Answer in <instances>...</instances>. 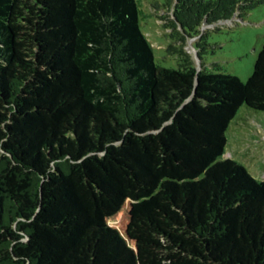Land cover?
Here are the masks:
<instances>
[{
  "label": "trees",
  "instance_id": "obj_1",
  "mask_svg": "<svg viewBox=\"0 0 264 264\" xmlns=\"http://www.w3.org/2000/svg\"><path fill=\"white\" fill-rule=\"evenodd\" d=\"M174 2L178 68L138 0H0V264H264V181L222 158L264 113V41L242 81L200 34L264 0Z\"/></svg>",
  "mask_w": 264,
  "mask_h": 264
},
{
  "label": "rangeland",
  "instance_id": "obj_2",
  "mask_svg": "<svg viewBox=\"0 0 264 264\" xmlns=\"http://www.w3.org/2000/svg\"><path fill=\"white\" fill-rule=\"evenodd\" d=\"M138 2L144 14L140 28L153 47L155 61L166 68H178V56L166 51L169 45L181 49L194 61L193 45L198 38L186 36L174 21V0ZM205 33L208 45L203 55V69L231 74L246 81L264 41V3L246 11L240 18L234 16L228 21L203 23L200 34ZM195 66L197 71L201 69L198 61ZM226 138L222 158H228L229 154L256 181H264V113L241 108L230 123Z\"/></svg>",
  "mask_w": 264,
  "mask_h": 264
},
{
  "label": "crops",
  "instance_id": "obj_3",
  "mask_svg": "<svg viewBox=\"0 0 264 264\" xmlns=\"http://www.w3.org/2000/svg\"><path fill=\"white\" fill-rule=\"evenodd\" d=\"M227 156H228V158H230V157H229V156H230L229 154H227Z\"/></svg>",
  "mask_w": 264,
  "mask_h": 264
}]
</instances>
